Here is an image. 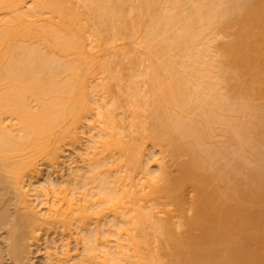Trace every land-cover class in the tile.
Masks as SVG:
<instances>
[{
	"label": "bare ground",
	"instance_id": "6f19581e",
	"mask_svg": "<svg viewBox=\"0 0 264 264\" xmlns=\"http://www.w3.org/2000/svg\"><path fill=\"white\" fill-rule=\"evenodd\" d=\"M48 226L66 264H264V0H0V264Z\"/></svg>",
	"mask_w": 264,
	"mask_h": 264
},
{
	"label": "rangeland",
	"instance_id": "374dc122",
	"mask_svg": "<svg viewBox=\"0 0 264 264\" xmlns=\"http://www.w3.org/2000/svg\"><path fill=\"white\" fill-rule=\"evenodd\" d=\"M149 148V147H148ZM154 150H157V149H154ZM157 156H158V154H157ZM166 160V159H165ZM156 164H151V169H155L156 168V166H155ZM46 172L47 171H43V174H42V177L44 178L45 177V174H46ZM64 172V173H63ZM63 172H61V173H63L64 175H65V173H66V171H63ZM60 173V172H59ZM59 173H56V174H52L51 176H50V178H54L55 176V178H57L58 177V174ZM55 175V176H54ZM60 175V174H59ZM53 176V177H52ZM54 178V179H55ZM64 178H66V176H64ZM59 179V178H58ZM57 188V187H56ZM49 196V195H48ZM47 197V196H46ZM35 203V202H34ZM40 205H38V207H39ZM42 207V206H41ZM52 231H53V229L51 228V226H48V229L45 231V233L48 235H43L42 236V239H41V241H40V243H41V245H40V247H41V250H39V251H34L33 252V255H34V258L32 259V261H31V263L32 264H66L65 262H64V260H65V258H66V256L64 255V254H62L61 253V250L63 249L62 247H60L59 245H61L62 244V241L60 240L61 238H59L60 237V235L58 236V233H52ZM72 237V236H71ZM71 237H69L68 239H66L68 242H66V243H68V246L66 247V248H69L71 251H70V253L68 254V255H75V254H77L80 250H81V248L79 249V251H77L76 253H75V250H73L74 249V244H73V237L71 238ZM44 238H46V240L47 241H45V239ZM72 240H71V239ZM53 239H55V240H53ZM50 242V243H49ZM65 242H63V243H65ZM47 244V243H49V245H51L52 247H45L46 245H44V244ZM45 248H48V249H45ZM50 248V249H49ZM71 248H73V249H71ZM81 252V251H80ZM79 252V253H80ZM67 264H79V263H77V259H75L74 257H73V259L69 262V263H67ZM82 264H86V262H83Z\"/></svg>",
	"mask_w": 264,
	"mask_h": 264
}]
</instances>
